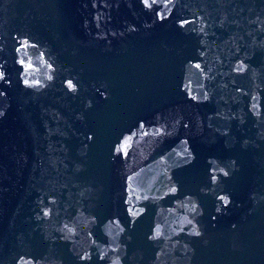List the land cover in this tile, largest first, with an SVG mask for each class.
I'll return each mask as SVG.
<instances>
[{
  "label": "water",
  "instance_id": "water-1",
  "mask_svg": "<svg viewBox=\"0 0 264 264\" xmlns=\"http://www.w3.org/2000/svg\"><path fill=\"white\" fill-rule=\"evenodd\" d=\"M0 264H264V0H0Z\"/></svg>",
  "mask_w": 264,
  "mask_h": 264
}]
</instances>
